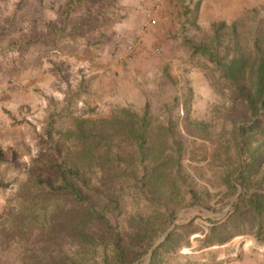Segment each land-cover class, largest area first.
Here are the masks:
<instances>
[{
    "label": "rangeland",
    "instance_id": "1",
    "mask_svg": "<svg viewBox=\"0 0 264 264\" xmlns=\"http://www.w3.org/2000/svg\"><path fill=\"white\" fill-rule=\"evenodd\" d=\"M151 4L0 0L1 264H33V258L47 256L44 250L54 249L55 261L63 257L61 251L72 254L77 243L67 235L72 231L68 219L81 214L80 206L62 194L65 206L38 204L40 209L31 211L20 192L29 179L51 175L70 154L79 153L85 163L90 151L82 147L81 135L96 140L98 132L103 138L93 143L95 160L83 189L102 208L103 221L92 216L86 227L93 236L82 250L88 259L84 264H111L115 243L126 249L127 264H149L166 237L156 242L173 223L169 232L190 225L156 251L152 264H233L245 255L264 263V242L245 229L214 233L225 237L219 243L205 240L213 227L207 219L225 221L244 194L239 186L231 192L224 181L236 162L232 126H242L239 144L247 141L250 152L264 140V115L250 117L235 89L241 79L224 71L236 55L254 54V41L264 49V0H160L154 24L143 30L128 56L122 41L141 31ZM199 46L206 53L195 50ZM250 80L247 76L239 85L250 89ZM130 115H145L155 146L168 133L172 139L166 146L181 147L180 175L166 170L167 181L159 187L157 180V201L126 179L131 146L113 121L120 117L127 123ZM256 119L262 123L245 135ZM252 163L258 165V159ZM254 176H264V167ZM161 193H169L167 203ZM115 197L117 206L109 203ZM58 209L68 214L61 216ZM169 209L174 210L169 224L162 230L164 220L157 217V237L149 246L151 232L136 240L138 220ZM53 234L60 238L53 240Z\"/></svg>",
    "mask_w": 264,
    "mask_h": 264
},
{
    "label": "trees",
    "instance_id": "2",
    "mask_svg": "<svg viewBox=\"0 0 264 264\" xmlns=\"http://www.w3.org/2000/svg\"><path fill=\"white\" fill-rule=\"evenodd\" d=\"M259 42L254 41V54H241L233 57L227 66H224L225 74L231 79H241L237 82L235 89L237 94L245 98L247 110L250 117H255L262 113L264 115V49L258 47ZM202 53H206L202 46L195 47ZM213 60L214 58L211 57ZM216 63H220L219 59H215ZM247 76L251 77L250 89H246L244 85H239L244 82ZM264 121V120H263ZM262 123V120L256 119L251 124L246 126L245 135L251 136L254 129ZM114 126H118V133L123 131L125 139L129 141L131 149L126 153L127 161L126 168H130V177L126 179L129 181L131 188H134L142 193L151 194L153 199L157 201V180L159 187H161L168 179L169 174H165L166 170L174 169V175H180V155L181 147L177 144L173 149L166 146V142L172 137L167 133V138L163 139L162 143L155 146L149 136L146 133V117L145 115L136 116L130 115L129 121L124 122L123 118L117 117L113 121ZM242 126H232L231 133L234 142V157L236 158L235 166L232 167L224 178L226 186L231 192L235 191L239 186L244 194H239L237 199L232 204L231 212L225 221H213L207 219L213 227L210 228L211 236L208 237V233L205 236V240L219 243L225 239L215 237L214 233L225 232L226 230H232V233L245 231L252 232L253 236L264 242V192L258 190H264V176L255 178L254 171L260 170L264 167V140H262L258 146L254 147L252 152L248 150L249 146L247 141L241 146L239 144V138L242 137ZM116 132H113L110 137H115ZM96 140H91L94 136L87 137L86 134H82L81 138L85 141L82 147L90 152L87 153L84 161L78 153V156L70 154L63 159L62 163H56L54 165L53 173L37 176L29 179V184L25 186L20 192V196L24 200H28L31 203L30 210L36 211L38 204H52L53 206H65L61 201L62 194L69 196L70 200L77 203L82 209V212L78 216L71 214L68 219L70 222L71 233L67 235L71 238L70 240L76 241L77 246L74 248L72 254L66 249L61 251L63 257L60 260H54V249L44 250L43 253L47 256L42 260L40 258H33V264H84L88 262V259L82 253L83 248L88 242H92V234L88 227L92 223V216L97 220H102V208L97 205L96 202H91L87 193L84 191V186L87 181L84 178L87 177V173L90 168L93 167V143L102 140V135L98 132L95 136ZM109 140V139H107ZM172 151L170 154L166 152ZM111 151V141L109 149L105 156ZM119 156V151L116 152ZM2 158V151L0 150V159ZM166 159V161L158 163L157 160ZM258 165L251 164L252 161H257ZM125 171V170H124ZM236 174V175H235ZM253 176V178H251ZM230 192V194H232ZM42 193L45 196L39 197ZM114 195L112 191H110ZM169 193H161L160 198L164 199L163 203H167L168 198L166 197ZM106 199H109L106 197ZM107 201V200H106ZM109 203H115L118 205V197L112 198ZM109 203H105V206ZM79 209V210H80ZM61 216L68 213H63L61 210H57ZM174 210L169 209L165 212H155L153 216L137 221L138 226L134 234L136 240L142 234L151 232L154 234L148 239V246L157 237V217L160 215L161 219L164 220V226L162 230L169 224V217H172ZM38 214V212H37ZM35 216V215H34ZM32 216L30 224L34 225L36 217ZM44 218V217H43ZM52 217L48 218V223L51 222ZM62 219L58 221L61 222ZM190 223L175 227L171 232L168 233L165 240L157 247V250L153 251L149 264H152L153 258L156 251L160 248H167L170 243L173 242L175 236L179 235V231L185 230ZM28 227V226H27ZM179 229V230H178ZM28 230V229H27ZM161 230V231H162ZM39 233V232H38ZM36 234V231H34ZM43 234V233H39ZM134 235V236H135ZM60 238V235H58ZM58 236L53 234L51 238L58 240ZM121 239H119V242ZM74 243V242H73ZM71 244L75 246V244ZM71 245V248H72ZM70 247V246H69ZM114 255L111 257V264H127L128 261L124 258L122 253H126V249L123 246L115 243ZM63 250V249H62ZM41 251V250H40ZM37 251V252H40ZM89 252V251H86ZM89 257H93V254L89 253ZM1 264V263H0Z\"/></svg>",
    "mask_w": 264,
    "mask_h": 264
},
{
    "label": "built area",
    "instance_id": "3",
    "mask_svg": "<svg viewBox=\"0 0 264 264\" xmlns=\"http://www.w3.org/2000/svg\"><path fill=\"white\" fill-rule=\"evenodd\" d=\"M159 1L160 0H152V4L150 6V8L145 11V15H144V23L141 26V31L136 33V35H134L131 38H126L123 39V45L125 47V50L127 52L128 56L133 55L136 47L140 44V42L143 39V35H144V31L146 30L148 26L154 24L155 22V15L158 12V8H159Z\"/></svg>",
    "mask_w": 264,
    "mask_h": 264
},
{
    "label": "crops",
    "instance_id": "4",
    "mask_svg": "<svg viewBox=\"0 0 264 264\" xmlns=\"http://www.w3.org/2000/svg\"><path fill=\"white\" fill-rule=\"evenodd\" d=\"M233 264H258V263H257V260L255 261L253 259H250V257L245 255V256L241 257L240 259L235 260V262Z\"/></svg>",
    "mask_w": 264,
    "mask_h": 264
},
{
    "label": "water",
    "instance_id": "5",
    "mask_svg": "<svg viewBox=\"0 0 264 264\" xmlns=\"http://www.w3.org/2000/svg\"><path fill=\"white\" fill-rule=\"evenodd\" d=\"M174 223L163 233V235L160 237V239L156 242V243H158V242H160V241H162L166 236H167V234L169 233V231L174 227Z\"/></svg>",
    "mask_w": 264,
    "mask_h": 264
}]
</instances>
